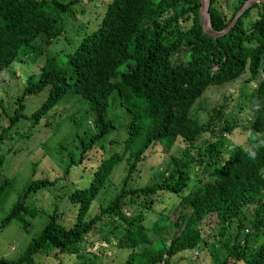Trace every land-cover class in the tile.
Here are the masks:
<instances>
[{"label":"trees","instance_id":"trees-1","mask_svg":"<svg viewBox=\"0 0 264 264\" xmlns=\"http://www.w3.org/2000/svg\"><path fill=\"white\" fill-rule=\"evenodd\" d=\"M245 1L234 0L226 13L219 0H209L211 28L224 29ZM80 4L81 0H0V71L11 70L20 60L33 65L39 59L38 73L28 76L20 93L12 97V113L6 109L7 124L0 132V144L14 130L5 132L21 118L29 122L28 134L69 92L74 94L68 107L82 101L85 111L81 117L91 122L84 135L75 132L79 140L76 152H67L63 176L69 183L60 184L62 176L33 178L1 218L0 228L13 221L25 230L28 220L46 211L38 233L19 256L0 257V264H33L36 254H66L85 237L98 238L102 222L113 219L120 222L113 226L115 245L128 250L121 264H172L175 253L195 246L210 249V233L204 227L211 214L216 218L211 235L224 249V255L217 257L218 264H264V146L259 147L255 160L245 154V149L264 140L262 3L252 4L215 38L202 31L199 0H107L93 27L67 29V22L73 25L76 14H83ZM252 9L257 13L245 23L242 18ZM37 39L49 51L37 47ZM58 39L66 45L51 50ZM245 73V82L255 81L256 85L250 101L254 115L244 126L237 117L240 98L227 109L230 95L211 107L206 120L192 117L193 104L208 86ZM39 93L43 97L26 116L24 99ZM116 102L127 119L122 125L110 116ZM63 119L79 127L74 117ZM239 131L244 132L243 143L232 141ZM112 132L117 136L108 140L112 149L107 151L102 142ZM203 135L208 139H201ZM177 138L186 146L177 157H171L173 170L153 184L137 183L133 173L149 153L168 150ZM87 152L91 153L87 156ZM86 157L95 160L87 163V168L82 164ZM3 160L0 156V167ZM122 161L125 175L117 191L90 215L93 201ZM35 165L33 162V169ZM8 183L9 178L4 177L0 194ZM54 187H65L68 192L63 198L52 196L50 211L40 209L36 194ZM163 193L178 197V205L187 200L190 206L183 223L176 217L173 220L178 232L166 244L155 235L168 215L158 211L154 222L144 225L143 217L130 208L135 204L149 209ZM65 206L73 211L68 223L61 218ZM178 215H182L180 211ZM101 237L109 241L106 234ZM144 244L154 250L153 258L139 254Z\"/></svg>","mask_w":264,"mask_h":264},{"label":"rangeland","instance_id":"rangeland-1","mask_svg":"<svg viewBox=\"0 0 264 264\" xmlns=\"http://www.w3.org/2000/svg\"><path fill=\"white\" fill-rule=\"evenodd\" d=\"M234 0H219L221 8L226 12H230ZM107 0H81L80 8L84 9L83 14H76L74 17L73 25L67 22L66 28H77L81 31L84 27H93L98 19V16L103 10V7ZM257 10L252 9L242 19L246 23L255 16ZM70 31V35H72ZM69 32V31H68ZM37 47L43 52L49 51L46 49V45L40 39L35 41ZM66 43L61 40H57L56 43L51 44V50H55L59 46H64ZM45 49V50H44ZM41 57V56H40ZM39 60V59H37ZM36 60V61H37ZM32 65L27 61L20 60L11 70L0 71V132L7 124V111L12 113V109L15 107L13 104V96L20 93L23 82L28 76L35 75L38 73V62ZM247 74L219 85H210L206 88L204 93L201 95V99L198 98L193 104L191 114L192 117L199 121L207 119L210 113L211 107L219 104L224 97L230 95L229 101H227V109H230L233 104L238 101L241 105V110L238 112L237 117L241 126H244L249 119H252L254 112L251 109L254 95L252 93L253 87L256 85L255 81L246 83L245 78ZM242 82H244L242 84ZM74 94L69 92L65 101L61 104H57L55 110L50 111L45 117H42L37 124L30 128L27 134V127L29 122L25 118H21L16 126L12 127L5 132L7 135L13 131V137H7L0 144V156H3V163L0 167V182L4 177L9 178V183L5 190L0 194V220L5 216L13 203L17 200L18 195L21 194L23 187L33 178L37 177H49L61 178L63 177V184L69 183L70 180L64 181L63 172L64 164L67 162V152H76V145L79 143L78 138L75 136V132L79 135H84L83 130L89 128L91 122L90 118L81 117L84 115L85 105L77 102L71 107H68L72 101L69 98ZM243 95L246 98H243ZM242 96V97H241ZM43 97L42 93L37 95H29L24 99V114L27 116L30 111L35 108L40 99ZM69 98V99H68ZM244 99V100H243ZM227 100V99H226ZM17 107V105H16ZM232 111V110H230ZM123 109L116 103L113 104L110 111V116L115 120L118 125H122L127 120L125 115L121 116ZM74 117L79 127L75 128L74 123L68 119H63L65 116ZM48 118V120H45ZM47 124H45V123ZM75 130V131H74ZM17 132L23 135L27 134V137H18ZM86 132V131H85ZM240 133V134H239ZM116 133L112 132L107 135V138L102 142L105 149L110 151L112 144L108 143V140L116 137ZM208 139L206 135H203L201 139ZM245 140L244 132L234 133L232 141L235 143H243ZM62 145L67 146L66 150ZM186 146L180 138H177L173 145L168 150H161L148 155L145 163L141 165L139 170L133 173L134 180L140 184H153L157 180H160L163 176L168 175L173 170L171 163V157H177L182 149ZM99 143L96 144L95 148L98 149ZM91 152H87L88 154ZM35 162L33 169L32 165ZM90 162H95L94 158H84L82 164L84 167H88ZM88 163V165H87ZM81 167V165H79ZM72 172V171H71ZM70 172V173H71ZM193 170H191V178H193ZM73 174V173H71ZM70 174V175H71ZM125 175V164L120 162L112 171L110 178L106 182L104 189L100 192L98 197L93 201V207L90 215L97 211L99 203L103 205L107 204L110 198L115 194L117 188ZM59 182V181H58ZM61 188H52L49 191L38 192L36 194L37 202L39 203L40 209L47 211L51 210L52 202L50 201L52 196L60 195L62 198L67 194V190ZM49 192V193H48ZM60 197V198H61ZM179 198L174 195L163 193L155 198V202L152 207L147 209L146 207H139L135 204L130 206L133 213L137 216H142V223L144 225H150L158 217V211H162L168 215L167 221L160 228L155 239L161 244H166L173 235L177 234L178 228L173 225V220L178 218L180 223L184 221L187 216L190 206L187 200L183 201L178 205ZM68 205V204H67ZM64 207L66 213L63 218L66 223L73 217V211L68 206ZM178 211L182 215H178ZM44 213L38 214L33 220L30 221L27 229H22L17 222H9L2 228H0V257L15 259L24 249L25 245L34 237L44 221ZM135 214V215H136ZM215 214H211L207 220L208 224L204 227L206 232H209V244L210 249L194 247L188 252L175 253L171 257L172 264H218V258L224 255V249L220 247L221 242L211 235L212 229L215 224ZM120 222L115 219L110 222H102L103 231L96 233L98 238L85 237L83 241L75 244L73 247L68 248L66 254L54 255L52 252L47 254H36L33 256V264H121L128 253L127 249L117 248L115 245V238L112 236L114 231L113 226ZM106 234L109 236V241L105 242L102 240V235ZM101 237V238H100ZM152 241V237H151ZM145 243L149 244L150 240ZM256 242L252 241L251 245H255ZM139 254L145 257L153 258L155 255L154 250L144 244L139 250ZM218 257V258H217Z\"/></svg>","mask_w":264,"mask_h":264},{"label":"water","instance_id":"water-1","mask_svg":"<svg viewBox=\"0 0 264 264\" xmlns=\"http://www.w3.org/2000/svg\"><path fill=\"white\" fill-rule=\"evenodd\" d=\"M199 2H200V7L198 11V16L202 31L214 38L224 34L235 23L238 17L252 4L258 2V3H262L264 7V0H246L242 4V6L236 11L235 15L228 23V25L224 29L217 31V30H213L210 26L209 13H208L209 0H199Z\"/></svg>","mask_w":264,"mask_h":264},{"label":"clouds","instance_id":"clouds-1","mask_svg":"<svg viewBox=\"0 0 264 264\" xmlns=\"http://www.w3.org/2000/svg\"><path fill=\"white\" fill-rule=\"evenodd\" d=\"M259 105H257V109ZM264 146V140L259 141L257 144L251 145L249 148L245 149V154L248 156L249 159L255 160L257 157L259 147Z\"/></svg>","mask_w":264,"mask_h":264}]
</instances>
